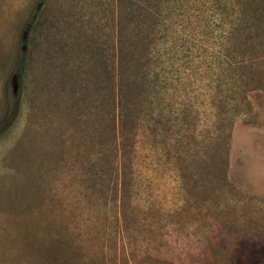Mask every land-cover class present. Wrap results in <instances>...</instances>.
I'll return each instance as SVG.
<instances>
[{
    "label": "rangeland",
    "instance_id": "1",
    "mask_svg": "<svg viewBox=\"0 0 264 264\" xmlns=\"http://www.w3.org/2000/svg\"><path fill=\"white\" fill-rule=\"evenodd\" d=\"M0 264H264V0H0Z\"/></svg>",
    "mask_w": 264,
    "mask_h": 264
},
{
    "label": "water",
    "instance_id": "2",
    "mask_svg": "<svg viewBox=\"0 0 264 264\" xmlns=\"http://www.w3.org/2000/svg\"><path fill=\"white\" fill-rule=\"evenodd\" d=\"M26 33H24V37L25 38ZM11 86H12V92L14 94V96L17 95L18 90H19V75L14 74L11 78Z\"/></svg>",
    "mask_w": 264,
    "mask_h": 264
}]
</instances>
